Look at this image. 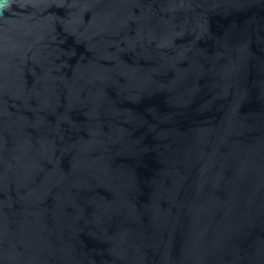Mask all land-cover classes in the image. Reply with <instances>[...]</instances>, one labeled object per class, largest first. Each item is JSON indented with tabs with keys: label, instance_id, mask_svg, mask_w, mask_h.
<instances>
[{
	"label": "water",
	"instance_id": "water-1",
	"mask_svg": "<svg viewBox=\"0 0 264 264\" xmlns=\"http://www.w3.org/2000/svg\"><path fill=\"white\" fill-rule=\"evenodd\" d=\"M0 264H264V0H0Z\"/></svg>",
	"mask_w": 264,
	"mask_h": 264
}]
</instances>
